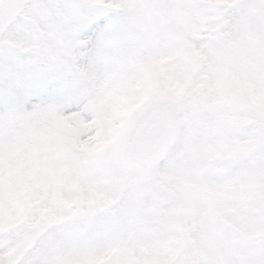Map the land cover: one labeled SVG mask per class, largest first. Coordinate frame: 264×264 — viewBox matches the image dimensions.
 I'll use <instances>...</instances> for the list:
<instances>
[{"label": "snow or ice", "instance_id": "obj_1", "mask_svg": "<svg viewBox=\"0 0 264 264\" xmlns=\"http://www.w3.org/2000/svg\"><path fill=\"white\" fill-rule=\"evenodd\" d=\"M0 264H264V0H0Z\"/></svg>", "mask_w": 264, "mask_h": 264}]
</instances>
